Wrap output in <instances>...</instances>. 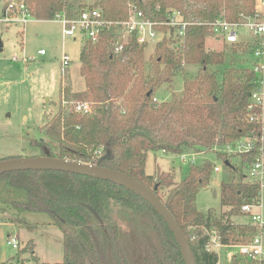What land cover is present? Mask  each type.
Masks as SVG:
<instances>
[{"label":"trees","instance_id":"1","mask_svg":"<svg viewBox=\"0 0 264 264\" xmlns=\"http://www.w3.org/2000/svg\"><path fill=\"white\" fill-rule=\"evenodd\" d=\"M19 1L40 21L52 20L56 14L77 15L87 8L101 9L108 20L124 21L129 4L156 21H164L169 11L180 13L189 24L184 35L179 38L173 28L162 27L168 35L154 46L148 63L146 46L133 39L118 54L114 53L113 33L104 34L96 43L84 42L79 58L84 90L70 93L62 83L61 103L45 117L41 127L48 141L56 145V154L46 142L38 144L42 156L85 164H95L111 150L112 159L104 160L101 166L133 177L163 201L183 229L196 264H222L214 251L206 249L213 230L222 246L249 242L257 228L250 223L236 224L233 218L243 215V204L260 200V188L238 171L231 159L237 158L247 170L259 154L261 124L251 117H257L260 111L248 109L256 76L248 67L236 68L229 63L224 51L208 50L205 40L212 37L211 23L217 19L236 22L240 15L252 16L261 0H94L88 5L84 0ZM223 46H230L234 53L246 50L244 43ZM186 65H197L196 74L184 79L179 95L158 101L157 89L169 84ZM67 102L69 105H65ZM78 103H88L91 112L77 113ZM241 140L251 145L249 151L224 152L227 145ZM211 150L222 162L225 177L219 190L224 209L220 215L196 206L197 194L209 184L214 172L211 161L190 164L178 181L170 172H144L149 152L179 157ZM0 178L6 180L9 189L24 192L22 199L10 203L16 212L46 213L50 224L61 232L63 257L59 264H108L109 256L115 264H130L113 220L116 208L149 219L159 241L157 264H184L165 222L131 191L107 181L58 171L11 172ZM2 214L3 219L9 218L4 211ZM28 247L32 252L34 244L29 241L24 248ZM236 264L254 263L244 259Z\"/></svg>","mask_w":264,"mask_h":264},{"label":"rangeland","instance_id":"2","mask_svg":"<svg viewBox=\"0 0 264 264\" xmlns=\"http://www.w3.org/2000/svg\"><path fill=\"white\" fill-rule=\"evenodd\" d=\"M84 1L88 5L94 0ZM3 3L4 0H0V16ZM261 5V1H257L256 9L259 10ZM239 34L242 35V40H250L251 36L246 29L241 28ZM83 44L79 37L64 38L62 25L55 20L40 21L32 17L24 27L0 22V161L42 156L39 142H46V146L56 154V145L48 141L41 127L45 117L54 113L61 103L62 83L70 93L84 90V82L79 74V58ZM205 47L215 52L224 51L229 63L235 64L236 68L250 69L246 50L234 53L230 46L224 47L220 40L213 37L205 40ZM40 50L44 51V55L39 54ZM153 50L154 42L148 43L144 51L147 63ZM64 54L70 58L65 70L60 63ZM197 70V65H186L184 71L173 77L169 84H163L157 89L155 98L158 101H168L172 94L179 95L184 79L193 77ZM259 93L264 114V74ZM213 152L214 150L205 154H189L193 155V158H186L189 161L185 162L171 154L149 152L144 172L147 175L156 172L160 174V171L170 172L173 180L178 181L187 173L190 164H200L204 159L211 161L221 172H212L209 184L196 196V206L201 211L214 210L220 215L224 209L220 205L219 190L225 177L222 162L216 159ZM231 162L251 180L237 158H232ZM23 196L22 190L9 189L6 180L0 178V264L61 263L62 234L58 228L50 225L49 216L42 212L27 211L17 216L18 212L10 205L13 200L22 199ZM259 198L260 206L254 211L264 217V187L261 188ZM2 211L8 219H3ZM113 220L118 226L121 244L130 264H157L160 259L159 241L155 239L149 219L141 214H131L125 209L116 208ZM249 221V217L245 215L233 218L236 224H247ZM9 234L18 237L19 249H13L7 244ZM215 236L217 232L213 230L211 237ZM29 241L34 244L32 252L29 247L24 248ZM211 246L208 249L212 251ZM214 252L222 264H236L237 261L244 260L242 255L238 254L239 249L235 247L216 248ZM32 256L35 259H32Z\"/></svg>","mask_w":264,"mask_h":264},{"label":"built area","instance_id":"3","mask_svg":"<svg viewBox=\"0 0 264 264\" xmlns=\"http://www.w3.org/2000/svg\"><path fill=\"white\" fill-rule=\"evenodd\" d=\"M261 3V8L259 10L256 9L252 16L240 15V19L236 22L217 19L210 24V32L213 38L220 40L223 45L244 43L246 51H248V56L252 60L250 69L256 76V88L250 96L248 109L258 108L260 111L258 116L251 117V120L260 122L261 128L259 134V154L247 166V173L251 180L257 182L260 191L264 187V114L262 98L259 93L262 75L264 74V0H261ZM30 18H32L31 14L21 1H4L0 16L1 23L24 27ZM52 20L62 25V35L68 39H76L79 37L83 42L96 43L106 33L115 34L116 42L114 53L116 54L131 39L145 46L148 43L154 42L155 46L168 35L162 27L173 28L176 31L175 35L181 38L184 35L185 28L189 25L182 20L180 13L177 11H169L166 13L164 21H156L133 4L128 5V17L124 21L108 20L102 10L98 8H87L79 14L72 16L56 14ZM241 28L246 29V32L251 36L249 41L242 40V35L239 34ZM39 54L44 55V51H40ZM60 63L65 70L70 63V58L64 54ZM153 100L156 101V99ZM75 111L85 115L91 112V107L88 103H78L75 106ZM250 147L251 145L248 142L241 140L232 145H227L224 152L228 154H242L249 151ZM178 158L182 162H185L186 160L189 161L186 158H193V155H181ZM214 172L220 173L221 170L218 166H215ZM260 203L259 200L255 204H243L241 206V213L249 217V223L257 228V234L249 242L234 246L239 249L238 254L242 255L241 257L254 264H264V217L254 211L255 208L260 206ZM17 239L18 237L16 235L9 234L7 236V244L13 249H18L19 244ZM210 245H212V251L222 246L218 236L211 237L206 246L208 251H211L208 249Z\"/></svg>","mask_w":264,"mask_h":264},{"label":"water","instance_id":"4","mask_svg":"<svg viewBox=\"0 0 264 264\" xmlns=\"http://www.w3.org/2000/svg\"><path fill=\"white\" fill-rule=\"evenodd\" d=\"M110 159H112V153L109 149L103 156L98 158L95 164H85L51 156L11 158L0 161V175L20 171H58L103 180L120 186L146 201L162 218L178 245L183 263L196 264L183 229L163 201L150 188L133 177L101 166L104 160ZM89 210L94 216H97L93 209L90 208ZM101 264H105V262L101 261ZM108 264H115L111 256L108 257Z\"/></svg>","mask_w":264,"mask_h":264},{"label":"crops","instance_id":"5","mask_svg":"<svg viewBox=\"0 0 264 264\" xmlns=\"http://www.w3.org/2000/svg\"><path fill=\"white\" fill-rule=\"evenodd\" d=\"M5 1V0H4ZM2 7H3V5H2ZM2 7H1V10H2ZM40 51H43V50H40ZM39 51V52H40ZM17 216H19V213L17 214ZM51 225V224H50ZM221 247H225V246H221ZM221 247H219V248H221Z\"/></svg>","mask_w":264,"mask_h":264}]
</instances>
